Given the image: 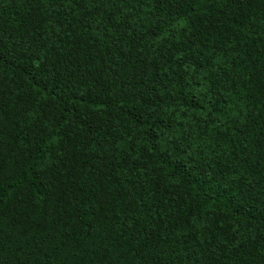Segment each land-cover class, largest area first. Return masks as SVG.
<instances>
[{
  "label": "trees",
  "instance_id": "trees-1",
  "mask_svg": "<svg viewBox=\"0 0 264 264\" xmlns=\"http://www.w3.org/2000/svg\"><path fill=\"white\" fill-rule=\"evenodd\" d=\"M0 264H264V0H0Z\"/></svg>",
  "mask_w": 264,
  "mask_h": 264
}]
</instances>
